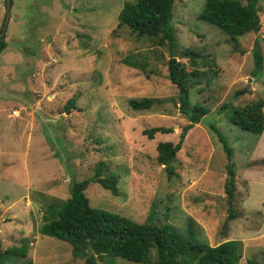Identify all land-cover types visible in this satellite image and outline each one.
Wrapping results in <instances>:
<instances>
[{"label": "rangeland", "instance_id": "1", "mask_svg": "<svg viewBox=\"0 0 264 264\" xmlns=\"http://www.w3.org/2000/svg\"><path fill=\"white\" fill-rule=\"evenodd\" d=\"M135 1L10 0L7 45L0 52L1 249L25 240L33 264H83L69 243L39 229L47 206L66 200L72 181L100 167L102 176H118V194L90 182L84 192L92 207L138 222L171 223L184 236L192 222L209 245L238 240L236 264L251 257L264 262V131L257 136L228 119L235 109L264 102L261 77L253 75L257 45L264 58V0L259 30L236 42L197 18L205 0H174L176 54L199 52L197 67L205 71L198 84L193 79L190 101L209 111L188 130L172 173L156 160V145L176 143L189 122L168 79L167 45L117 26L123 4ZM5 16L6 0H0V31ZM144 97L153 98L149 110L130 108V99ZM155 126L172 131L147 138L143 129ZM211 126L232 148V219L226 153ZM150 254L155 264V251ZM24 261L0 256L3 264ZM98 264L142 263L116 256Z\"/></svg>", "mask_w": 264, "mask_h": 264}, {"label": "trees", "instance_id": "2", "mask_svg": "<svg viewBox=\"0 0 264 264\" xmlns=\"http://www.w3.org/2000/svg\"><path fill=\"white\" fill-rule=\"evenodd\" d=\"M174 0H136L125 2L117 15V26L128 27L137 36L155 38L159 45L166 44L168 49L167 74L170 82L177 87L179 112L186 116L188 124L182 127L178 141H159L156 145L158 163L165 165L169 173L173 171L176 154L181 148L188 130L199 123L209 111L202 103H191L190 88L199 80L196 77L205 74L197 67L200 53L185 48L181 56L176 54L177 43L175 29L172 25V9ZM259 0H205L197 18L216 26L227 34L231 40L237 41L239 36L256 32L260 28ZM4 36L0 38V52L6 47ZM189 61L191 69L185 62ZM261 47L253 50V75L261 77L264 85V66ZM126 64L135 67L133 63ZM210 70V68H209ZM243 93L237 91L236 94ZM74 100L69 99V103ZM129 106L133 110H149L153 98L130 99ZM264 102L260 99L249 107L233 110L228 119L232 124L260 136L264 131ZM226 153L225 164L227 177L224 192L229 205L228 218H235L232 208L235 196V169L231 161L232 148L226 138L214 127ZM171 127L155 126L143 129V134L152 139L157 132L169 133ZM118 176L114 173L101 175L100 167L86 179L72 181L69 197L56 206H47L44 223L39 232L44 235L66 241L71 246L73 256L83 259V264H98L99 259L121 257L129 261L149 264L151 250L156 254L155 264H236L241 254L239 242L228 239L216 245H209L199 239L192 222L188 223L187 235L184 236L171 223L157 224L153 220L138 222L126 216L102 208H94L89 204L85 189L90 182L99 183L113 195L118 194ZM0 256L11 259H25L23 264H33L28 257V245L25 240L20 245H12ZM3 264V262H0ZM246 264H264L256 258H248Z\"/></svg>", "mask_w": 264, "mask_h": 264}, {"label": "water", "instance_id": "3", "mask_svg": "<svg viewBox=\"0 0 264 264\" xmlns=\"http://www.w3.org/2000/svg\"><path fill=\"white\" fill-rule=\"evenodd\" d=\"M9 10H10V0H6V16H5V20H4V25L2 27V30L0 31V38L3 35V33L5 32L6 25H7L8 20H9Z\"/></svg>", "mask_w": 264, "mask_h": 264}]
</instances>
